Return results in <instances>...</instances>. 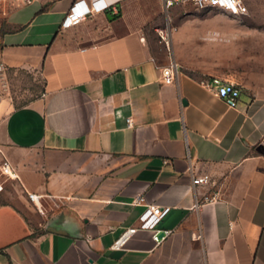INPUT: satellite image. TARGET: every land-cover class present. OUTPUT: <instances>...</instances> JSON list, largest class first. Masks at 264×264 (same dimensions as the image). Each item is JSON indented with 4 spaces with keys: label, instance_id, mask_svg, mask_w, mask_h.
Returning a JSON list of instances; mask_svg holds the SVG:
<instances>
[{
    "label": "crops",
    "instance_id": "obj_1",
    "mask_svg": "<svg viewBox=\"0 0 264 264\" xmlns=\"http://www.w3.org/2000/svg\"><path fill=\"white\" fill-rule=\"evenodd\" d=\"M77 1L96 0L0 13V161L19 177L0 191V264H264V78L198 68L163 83L161 0H101L62 26ZM244 32L208 33L227 46ZM211 76L238 85L236 107L200 85ZM148 204L170 207L157 227L171 234L112 249Z\"/></svg>",
    "mask_w": 264,
    "mask_h": 264
},
{
    "label": "rangeland",
    "instance_id": "obj_2",
    "mask_svg": "<svg viewBox=\"0 0 264 264\" xmlns=\"http://www.w3.org/2000/svg\"><path fill=\"white\" fill-rule=\"evenodd\" d=\"M244 2L248 13L240 17L193 6H178L170 10V21L176 27L172 34L171 53L181 71L209 68L252 84L264 78V0ZM11 6V0H0V13ZM221 27H228L230 31L239 28L245 32L230 35L226 46L221 42V34L208 33ZM258 42L261 50L256 49ZM225 48L228 53L226 59L221 56ZM0 177L2 186H12L15 182L1 173Z\"/></svg>",
    "mask_w": 264,
    "mask_h": 264
},
{
    "label": "built area",
    "instance_id": "obj_3",
    "mask_svg": "<svg viewBox=\"0 0 264 264\" xmlns=\"http://www.w3.org/2000/svg\"><path fill=\"white\" fill-rule=\"evenodd\" d=\"M29 2V0H24ZM163 9L168 14L169 10L173 7L178 6H193L196 9H207V10H220L226 12L232 16H243L248 13L247 6L244 0H161ZM107 5L101 0H96L91 3L90 6L85 4L83 1H77L73 4L70 12L64 17L62 26L68 27L73 25L80 20L84 19L86 15L102 11ZM176 30V27L171 23L170 19L166 24L157 30V34L161 43L164 44L168 51L169 63L162 68V80L163 83L173 84L176 82L179 74L178 63L172 56L171 53V41L172 34ZM200 85L212 91L216 96L221 98L228 107H236L237 100L240 96V88L232 81L226 80L221 76H211L201 79ZM131 124V119L127 120ZM2 148L0 145V156H2ZM0 173L5 175L7 179L13 181H19L16 168L12 163L3 157L0 161ZM209 176L204 174L196 176L192 179L194 186L205 185L209 182ZM3 190L2 183H0V191ZM28 199L36 204V207L41 211L39 204V195L36 193L27 192ZM142 199L136 198L133 203L138 204ZM170 207L161 206L155 204L146 205L143 212L138 217L137 224L128 226L124 231L115 239L111 245L112 249H122L126 243L138 232V231H149L151 238L155 244H159L164 241L170 234L171 231L167 229H160L157 227L161 219L168 213ZM195 237L196 233L191 234Z\"/></svg>",
    "mask_w": 264,
    "mask_h": 264
}]
</instances>
